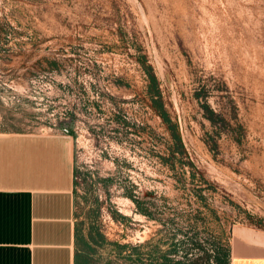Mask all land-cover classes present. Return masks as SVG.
<instances>
[{"label":"rangeland","instance_id":"374dc122","mask_svg":"<svg viewBox=\"0 0 264 264\" xmlns=\"http://www.w3.org/2000/svg\"><path fill=\"white\" fill-rule=\"evenodd\" d=\"M57 132L82 264H218L264 232V0H0V134Z\"/></svg>","mask_w":264,"mask_h":264},{"label":"crops","instance_id":"0c3cea01","mask_svg":"<svg viewBox=\"0 0 264 264\" xmlns=\"http://www.w3.org/2000/svg\"><path fill=\"white\" fill-rule=\"evenodd\" d=\"M72 136L0 134V264H82ZM230 264H264V232L242 229Z\"/></svg>","mask_w":264,"mask_h":264},{"label":"trees","instance_id":"16d2710c","mask_svg":"<svg viewBox=\"0 0 264 264\" xmlns=\"http://www.w3.org/2000/svg\"><path fill=\"white\" fill-rule=\"evenodd\" d=\"M159 109H160V115H161L162 119L164 120V122H166V123L168 122L170 124L171 121L167 118V114L164 111V109L162 107H159ZM207 110L212 114L211 120L213 122L214 118L217 116V114L214 111L210 110V108L208 109V107H207ZM170 128H171V126H170ZM173 138L175 140L177 139L175 133L173 134ZM142 213H143V215H145L147 217L149 216L147 212H142ZM217 263L218 264H230V249H227L226 251L223 250L222 252H219L218 257H217Z\"/></svg>","mask_w":264,"mask_h":264}]
</instances>
